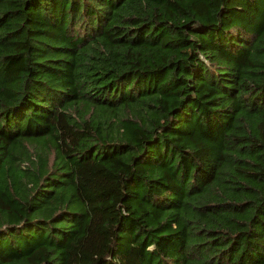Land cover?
Instances as JSON below:
<instances>
[{
	"label": "trees",
	"instance_id": "obj_1",
	"mask_svg": "<svg viewBox=\"0 0 264 264\" xmlns=\"http://www.w3.org/2000/svg\"><path fill=\"white\" fill-rule=\"evenodd\" d=\"M0 264H264V0H0Z\"/></svg>",
	"mask_w": 264,
	"mask_h": 264
}]
</instances>
